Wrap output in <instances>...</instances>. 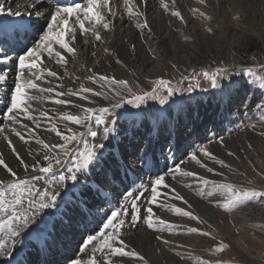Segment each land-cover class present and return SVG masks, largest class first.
I'll return each instance as SVG.
<instances>
[{
  "label": "bare ground",
  "instance_id": "bare-ground-1",
  "mask_svg": "<svg viewBox=\"0 0 264 264\" xmlns=\"http://www.w3.org/2000/svg\"><path fill=\"white\" fill-rule=\"evenodd\" d=\"M165 3L169 5L167 11L161 7L160 0H145L144 3L141 0H129L127 5L124 0H110L109 7L111 12H115L116 15L113 17L108 9L104 10L106 18L110 21L111 30L107 31L97 26L102 37L101 41H96L90 32L84 35L77 32L73 45L76 50L75 53H64L67 60L66 64H58L55 59H47V53H42V80L36 81V83L40 87H53L58 92H64L65 95L58 98L71 101V103L58 105L46 99L49 95L54 96V94L31 92L30 94L37 97V99L33 104L35 112L30 114L34 115L36 119L28 120L21 117L22 124L27 126L24 128L20 124L14 125L6 119L3 114L5 112L4 104L0 102V128L4 129V132L0 133V153L3 154L5 162L17 172L19 177L29 183H35L37 188L41 186L55 187L58 176L63 175L64 167L55 170V174L42 175V181H34L32 177L39 173L31 170L25 172L15 159L11 147H15L16 152L28 163L32 162V156L37 152H40L42 157V146L35 142V138L43 139L49 144H53L56 139L55 133L49 130L51 127L49 120L41 116V113L44 112L55 118L53 122L57 124L63 134L67 131L64 128L68 126L69 128L76 126L80 130L88 128L89 124L87 127L71 123L62 126L63 121L59 119L66 112L79 114L84 107L98 109L110 106L106 100L113 102L110 94L114 92L109 90L110 86L106 82L93 83L87 79L88 76L100 74L117 80H128L130 83H144L145 80H154L165 74L168 68L176 73L177 70L179 71V65L196 69L198 67L196 62L200 45L203 46L207 43L209 46L218 38H224L232 48L235 37L239 35L243 28L248 27L254 31L257 29L256 27H261L264 22V0H205L204 4L199 3L198 0H175L174 3L173 0H165ZM43 4L44 6L40 7L39 0H37V7L39 8V14H37L32 10V0H7L4 5L5 8L11 7L13 10L18 8L23 17L21 19V17L0 13V38L6 35L8 28L20 30L19 25L22 23L32 24V22H35L36 28L43 26L44 30H47L45 17L47 16L48 6L52 5L54 7L55 3L50 0H43ZM129 7L132 8L134 14L137 12L142 14L139 17L140 22L145 18L147 19L149 26L147 29L136 27L137 18L135 15L131 17L128 15ZM193 10L198 11L194 12ZM171 11H179L183 16V21L171 16ZM200 13H204L208 18L202 17ZM71 23L70 20V25ZM86 27H91V25L86 24ZM209 28H211L210 32L207 30ZM35 29L33 27L29 28L28 34L30 37H26L25 44L22 42L16 43L17 54H22V49L25 46L31 47L35 41L39 40L42 33L37 32ZM212 31L213 33H211ZM187 38H192V40ZM105 48L109 49L107 53L104 51ZM92 53H95V55H92ZM9 55L11 57L17 56L10 53ZM117 60L120 63H117ZM172 65H175V67H172ZM43 69L55 71L57 77H46ZM0 70L7 74V85L0 81V101H2L6 89L12 86L15 70L12 63H0ZM81 85L90 87L95 91L104 92L107 98L104 95L93 96L92 93H87L85 95L88 96V99L83 100L79 96L66 94L69 89L78 91ZM243 97L242 93L235 95L233 104L227 110L220 107L217 102L208 101L209 103H200L197 108L191 106L188 111H181L174 107L170 109L168 114H162L160 118L145 119L134 125L126 136L120 137V147L123 151L124 163L127 165V172L133 173V181H135V184L129 190H136L141 185L145 188L148 187L149 181L155 179V174L150 169L155 167L156 161H158L161 174L171 169L170 164L172 162H177L181 172L188 171L195 175L183 176L180 173H175L174 176L169 175L172 179V186L176 187V191L184 198V201H187V203L179 202L180 205L178 204L176 207L188 209L202 221L207 220L214 224L215 229L225 237L216 224V220L219 217L222 218V207L217 206V204H222L224 198L221 195L206 197L209 188L201 183L202 176L215 179L216 176L209 173L207 167L216 169L217 165L211 161V158L200 153L199 148H205L204 143L211 138V132L229 130L232 120L238 116L237 114L242 113ZM13 127L21 131L29 142L24 143L21 141L11 131ZM9 140L11 141V147L8 144ZM115 143L114 141L113 145ZM173 147H177V149L175 150ZM209 147L210 149H205L212 155L224 158L235 166L240 164L239 159L241 161H259L260 156L256 151L264 154V144L255 133L240 135L236 138L230 137L222 145L209 142ZM241 148L244 149V153L241 152ZM194 149H198L195 152L197 158L206 167L202 168L191 160V151ZM229 153L237 155L238 159L229 155ZM172 169H175V167ZM4 176L5 171L0 166V178ZM125 177L124 170H121L119 179L114 182L116 184L108 189L109 195H112L113 188L119 192L123 191L121 180L124 181V184H131V182L125 181ZM138 177L140 178L137 179ZM150 198L151 196L146 200L144 212L149 206L152 209H160V218L168 222L167 230L150 229V231L143 226V223H138L136 229L127 232L128 227L126 226L124 229V231L126 230L124 236L127 235L126 241L137 249L148 261V264H192L189 259L183 260L181 257V253H189L182 246L190 244L186 236H181V230L190 225L200 228L203 223L193 221L189 217L177 215L174 211L175 206L172 208L169 203L160 205L158 199L156 203L149 204ZM117 202L124 203L120 197H115L112 204L116 207ZM171 202H176V199ZM107 209L104 206L103 211H107ZM245 210L255 214L253 206L245 207ZM103 211L100 215H103ZM229 217L232 228H234L237 218L248 219L246 212H231ZM154 222L158 223L155 220ZM96 227V223L89 217L88 228L95 229ZM83 230L84 224H81L79 231ZM157 236L161 239L160 241L157 240ZM6 239V234L0 233V241ZM164 240H169L170 243L164 244ZM80 241L81 237L71 231L61 233L54 241L50 240V245L56 256L55 264H71L70 258H81V253L78 251L79 247L82 246ZM22 243L23 237L19 239L17 245L20 247ZM228 244L235 252L240 254L250 251L244 246L240 238L228 239ZM96 246L99 247V242ZM176 253L180 255L178 256ZM87 258L88 255L83 256V259ZM120 259L113 260L116 264H123ZM5 260H11V258L0 255V264H3ZM127 264H142V262L134 259L133 262Z\"/></svg>",
  "mask_w": 264,
  "mask_h": 264
},
{
  "label": "snow or ice",
  "instance_id": "snow-or-ice-1",
  "mask_svg": "<svg viewBox=\"0 0 264 264\" xmlns=\"http://www.w3.org/2000/svg\"><path fill=\"white\" fill-rule=\"evenodd\" d=\"M141 2L144 3L145 0H141ZM174 2L175 0H173ZM198 2L204 4L205 0H198ZM6 3L7 0L0 2V13L21 17L22 19L23 14L19 9L5 8L4 5ZM124 3L127 5L129 0H124ZM39 4L40 7H43V0H39ZM160 4L166 11L169 9V5L165 3V0H160ZM109 5L110 0H81L80 3L73 0L71 4H61L60 0H55L54 7L52 5L48 6L47 16L45 17L47 30H44L43 26L35 29L42 34L39 36V40L34 42L33 46H25L22 49V54L11 57L8 49L4 47L7 41H0V63H12L15 70L12 86L6 89L2 101H0L4 104L5 112L3 114L8 121L14 125L20 124L26 128L27 126L22 124L21 117L28 120L36 119L34 115L30 114L35 112L33 104L37 99V97L30 94L33 91L54 94V96L49 95L46 99L58 105L71 103V101L58 98L64 96V92H58L53 87H40L36 83V81L42 80V53H47V59H55L58 64H66L67 60L64 53H75L76 50L73 45L77 32L81 35L90 32L96 41H101L102 37L97 26L107 31L111 30L110 21L106 18L104 10L108 9L113 17L116 15L115 12H111ZM31 6L33 12L39 14L37 0H32ZM128 15L130 17L136 16L137 28L147 29L149 27L147 19L145 18L140 22L139 17L142 14L139 12L134 14L131 7L128 8ZM170 15L183 21V16L179 11H171ZM200 15L206 19L208 18L204 13H200ZM70 20L72 21L71 25ZM86 24L91 25V27H86ZM34 26L35 22H32V24L22 23L19 28L27 36L29 28ZM207 30L210 32L211 28ZM19 43L17 41V44ZM104 51L107 53L109 49L105 48ZM92 55H95V53H92ZM117 63H120V61L117 60ZM172 67H175V65H172ZM89 71L91 70L89 69ZM223 71V69L217 68L214 72H204L203 75L210 80L212 88L216 89L220 88L218 77ZM43 72L46 73V77H57V73L50 69H43ZM242 74L252 78L254 83L256 82L252 68L246 69ZM46 77L44 78L46 79ZM87 79L93 83L106 82L110 86L109 90L113 91L115 95L120 94V89L127 90L132 94V98L128 99L126 103L137 107L144 103L146 98H152L153 93L156 91L154 88L153 92H144L142 95H136L132 93L129 82L123 79L117 80L100 74L88 76ZM0 81L7 85V74L2 70H0ZM260 82L264 84V80ZM154 83L167 89L169 97L176 91L170 86L171 81L157 79ZM192 90V85H189L186 89L188 92ZM87 93H92L93 96L104 95L107 98L106 93L95 91L84 85H81L78 91L69 89L66 94L79 96L81 99L87 100L88 96L85 95ZM235 95L233 85L226 84L223 88H220L217 104L227 110L233 104ZM160 102L162 104L165 103V99H161ZM119 106V103L114 105V107ZM257 107L264 111V104L257 105ZM108 112L109 109L105 107L98 109L84 107L79 114L66 112L59 119L74 125L87 127L90 122L103 124L104 121L101 117ZM41 116L49 120L51 124L49 130L55 133L57 137H60L64 143L49 144L43 139L35 138V142L42 146L43 155L41 157V153L37 152L32 156V162L28 163L16 152L15 147H11V141H8L12 152L15 154V159L23 170L25 172L31 170L39 173L32 177L34 181H39L41 175L55 174L54 167L62 166L64 163L62 159L57 158L60 152L63 153L64 157H67L71 152V148L68 145L73 141L78 142L79 138L84 135V133L72 131L71 128L67 129L69 134H62L57 124L53 122L54 117L49 116L47 112L41 113ZM11 131L24 143L29 142L25 135L15 127ZM2 132H4V129L0 128V133ZM124 132L126 133V130ZM112 133H117V135H112ZM87 134L94 138L98 135L96 131H91L90 129ZM100 139L101 143L85 152H80L75 157L72 168L68 169L69 175H59L56 187L41 186L37 188L35 183H29L19 177L17 172L5 162L3 154L0 153V166L5 171V176L0 178V233H5L7 236L6 240L0 241V255L11 258V260H5L3 264H12V261H15V264H39V261L34 262L29 259L30 253L25 251L29 245L36 247L35 244L31 243L33 238L44 244L43 249L37 248V251L44 252L51 247L50 240L54 241L61 233L68 231L79 235L81 237L80 244L82 245L78 249L79 253H81V258H70L71 264H113L112 258L114 257L135 258L142 264H148V261L131 248L124 239V229L126 226L135 228L138 223H143L148 229L165 231L168 228V222L159 216H155L150 206L147 207L146 212L142 213L137 201L140 200L145 191L150 190L151 198L149 204L156 203L158 187H169L165 183L168 175L174 176L175 173H180L183 176H193L195 174L188 171L181 172L179 166L175 167V169H168L164 174H161L158 161H156L155 167L150 169V171L154 172L155 179L149 181L147 188L141 185L140 188L133 192L129 188L135 184V181H132L131 184H124V181L121 180L123 191L119 192L113 188L112 195H109L108 189L119 179L121 170H124V174L127 176V165L124 163L123 151L120 147V134L115 127L105 129ZM105 141L109 143L106 144ZM111 141H115V145H112ZM199 152L205 157L215 160L222 167H229L223 160H218L205 148H199ZM229 155L233 154L229 153ZM191 160L202 168L206 167L197 158L196 153L191 155ZM207 171L212 173L214 169L207 167ZM80 177L84 178L81 179ZM67 180L72 183L66 185L64 190L61 191V185H64ZM203 183L205 186L211 183L217 190L227 192L228 198L222 204H217L225 211H232L244 202L252 201L254 198H264V191H258L254 188L240 187L233 183L210 182L208 180H204ZM209 195H212V193H209ZM115 197H120L125 203L117 202L115 208L111 207ZM175 199L184 200L179 193H176ZM184 202L187 203V201ZM105 205L109 206L107 211H103ZM189 207L191 206L189 205ZM129 208L130 212L128 211ZM101 211H103V215H100ZM174 211L177 215L189 217L198 223H205L192 212L180 207H176ZM89 217L96 223L97 227L95 229L88 228ZM154 220L158 223H155ZM81 224H84L83 231H79ZM187 232L199 233L206 237L211 236L210 232H202L197 227H188ZM21 237H23V243L20 247H17ZM97 242H99V247L96 246ZM163 243L169 244L170 241L164 240ZM226 247L228 245L221 242L219 246L215 247L214 251L221 252ZM18 253H24L23 259L16 260ZM84 255H88V258L83 259ZM176 255L179 256L180 254L176 253Z\"/></svg>",
  "mask_w": 264,
  "mask_h": 264
},
{
  "label": "rangeland",
  "instance_id": "rangeland-1",
  "mask_svg": "<svg viewBox=\"0 0 264 264\" xmlns=\"http://www.w3.org/2000/svg\"><path fill=\"white\" fill-rule=\"evenodd\" d=\"M256 28L257 29L254 31L250 30L248 27L243 28L239 35L235 37L232 48L229 42L224 38H218L209 46L207 43L203 46L200 45L196 62L198 67L196 69L179 65V71L177 70L176 73L168 68L165 74L158 76L154 80H145L144 83H130L126 80L129 82L132 93H135L136 95H142L144 92H153L154 88L156 91L153 93L152 98H146L144 103L139 105V107L126 103L128 99L132 98V94L127 90L120 89L119 95H115L114 93L110 94L113 102L106 100L110 106L105 107L109 109V112L103 114L101 117L104 123L96 124L95 122H90L89 127L85 130H80L78 127L73 126V128H71L72 131L84 133V135L82 138H79L78 142L73 141L68 145L71 148V152L67 157H64L63 153L60 152V155L57 158L62 159L64 163L62 166H55L54 171L64 167L65 171L63 170V175L68 176V169L72 168L75 157L78 156L80 152H85L89 148H93L95 145L101 143L100 136L105 129L115 127L119 131L120 137H124L132 130L134 125L140 123L142 120L160 118L162 117V114H168L171 108L176 107L181 111H188L191 106L197 108L199 104L203 102H217L220 88H223L226 84L233 85L236 95L242 93L244 96V104L241 105L243 107L241 110L242 113L237 114L238 116L232 120L228 131L219 130L211 132V138L208 142L204 143V147L210 149L209 142L222 145L223 142L230 137L236 138L240 135H248L251 133H255L259 136L264 144V111L257 107V105L264 104V84L260 82L261 80H264V22L261 24V27ZM211 33H213V31ZM187 39L192 40V38ZM217 68L223 69L224 71L218 77L220 88L214 89L211 86L210 80L205 78L203 73H212ZM248 68L253 69L256 78L255 83L252 78L242 74ZM157 79L171 81L170 86L176 90L174 94L169 97L167 89L155 85L154 82ZM189 85L193 86L191 92L186 91ZM161 99H165V103L162 104L160 102ZM118 103L120 106L114 107V105ZM65 122L66 121H63L62 126H67L69 124V122ZM68 128L69 126L64 129L67 130ZM89 129L91 131H96L98 133L97 137L94 138L88 135L87 132ZM124 130H126V133ZM65 134L69 133L66 131ZM112 135H117V133H112ZM55 137L56 139L53 141V144L64 143L60 137ZM105 143L107 144L109 142L105 141ZM113 143L114 141H111L112 145ZM173 148H175V150L177 149V147ZM197 150L198 149H194L191 153L193 154ZM241 152L244 153V149L241 148ZM256 152L260 156L259 161H241L239 159L240 164L237 166L230 164L224 158L216 157L218 160H223L225 164L229 166L222 167L220 164L216 163L215 160L211 159V161L215 162L217 165V168L212 172L216 177L214 179L202 176L201 183L204 185V180L210 182L215 181L216 183H233L240 187L254 188L258 191H264V154H261L259 151ZM52 155L55 154L53 153ZM232 156L238 159L237 155L233 154ZM172 163L170 164L171 169L178 166L177 162ZM228 172L233 175L231 176ZM80 178L83 179L84 177ZM139 178L140 177L137 179ZM42 180L43 176L41 175L39 181ZM71 183L70 180L65 181V184L61 185L60 190L63 191L64 187ZM165 183H168L169 185V187L165 188L166 190L163 186L158 187L157 199L159 200L158 202H160L158 204L165 205L166 203H169L172 208H174V206L176 208L179 202L184 203V200L178 199L174 202L176 203L175 205L171 202L175 201L177 189L172 186V179L169 175L167 176ZM56 185L57 183H55V187ZM206 187L209 188L206 197L221 195L224 198L222 203L228 198L226 191L217 190L211 183ZM130 191L135 192V189ZM145 192L147 193L145 195L143 194L144 196L140 198L142 201H137V204L141 207L142 213L144 212L146 200L151 196L150 190ZM162 192H165V194ZM209 193H212V195H209ZM169 197L171 201L169 200ZM248 206L254 207L255 214L245 210V207ZM129 209L128 211L130 212L131 210ZM184 210L189 211L188 209ZM160 212L161 210L158 208L153 209L155 216H159ZM231 212H246L248 219L237 218L234 228H232L229 217ZM221 215L222 218L219 217V219L216 220V224L225 237L215 229L214 224H211L207 220H205V223H203L200 228L198 226L196 227L202 232H210L211 236L206 237L199 233H188V227H195L191 225L181 230V236H186V239L190 243L189 245H184L185 247L182 246V248L187 249L189 252L181 253L182 259H189L192 264H264V198L257 197L252 201H246L232 211H225L222 208ZM143 226L146 227L145 225ZM136 228L137 227H128L126 230L128 232V230H134ZM146 229L148 228L146 227ZM233 238H240L244 246L250 251L247 253L245 252L244 254L235 252L228 244V239ZM124 239L127 240V235L124 236ZM157 240H161L159 239V236H157ZM221 242L227 244L228 247L221 252L214 251L215 247L219 246ZM128 243L131 248L137 251L130 242ZM118 258L120 259V257H114L112 259ZM134 259L135 258L130 259L127 257H121L120 262L127 264L128 262H133ZM114 261L115 260H113V264H116Z\"/></svg>",
  "mask_w": 264,
  "mask_h": 264
}]
</instances>
